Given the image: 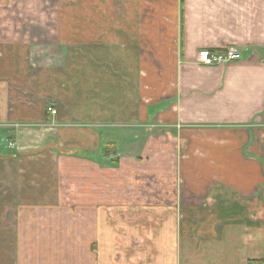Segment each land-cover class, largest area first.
<instances>
[{
	"label": "crops",
	"instance_id": "obj_1",
	"mask_svg": "<svg viewBox=\"0 0 264 264\" xmlns=\"http://www.w3.org/2000/svg\"><path fill=\"white\" fill-rule=\"evenodd\" d=\"M119 1L118 18L114 0H72L39 33L13 15L29 0L0 8V136L41 140L25 183L76 216L66 233L97 253L88 264L135 240L122 264H264V0ZM232 46L240 59L197 60ZM31 84L38 109L17 92ZM18 144L0 155L10 185Z\"/></svg>",
	"mask_w": 264,
	"mask_h": 264
},
{
	"label": "rangeland",
	"instance_id": "obj_2",
	"mask_svg": "<svg viewBox=\"0 0 264 264\" xmlns=\"http://www.w3.org/2000/svg\"><path fill=\"white\" fill-rule=\"evenodd\" d=\"M25 1L28 0H0V8L6 6L7 4H10L13 7L18 3L19 5H22ZM29 1L33 3L34 8L24 9L18 6L15 8L16 13H13L14 17H18L17 21L22 19L23 25L25 24L30 28V30H28L26 26L24 27L21 25V33L31 31L39 33L41 31V17H47L48 19V23L43 26H48L50 29L57 31L58 24L56 18L57 15L61 14V10H64L65 12L69 10L65 14H72V0ZM114 1L117 3L118 8L114 12L115 14H112L111 12L109 14L113 16L116 15L119 18L122 14H125V12L120 1ZM11 9L13 10L14 8ZM107 11L108 10H106V13ZM31 28L36 29V31ZM152 60L154 63L158 62L157 57H145L144 62L148 65L153 63ZM22 62L23 61H21V63ZM24 62L32 64L30 60H24ZM38 70H40V67H29L28 72L33 78L35 77L34 79H36L39 75V72H36ZM20 90V87H17V92L22 95V98H27L26 102L29 107L33 109H38L45 101L44 97L40 95L39 89L32 84L23 88L21 91ZM12 140L19 143L17 146V153H20L21 155H19L22 157L17 158V183L15 185H10L9 183L10 174L11 177L14 176L13 171H11V173L9 172V160L0 159V264L90 263L92 256L97 253L95 254L94 251L91 252V249L88 246H76V244L71 240L73 232H70L68 235L66 233V231L71 230L72 225L77 222L76 216L69 213L67 211L68 209L62 206L60 208L65 209L64 211L60 210L59 214L58 211L55 212L50 209V207H48L50 202L42 200L38 197L42 196V193H39L38 195L34 193V190H37L39 184H33L32 178L30 177L28 179H30L29 181L31 182L28 181L26 184L25 179L23 178L24 174L30 173L34 167L39 166L36 163H39L38 161L40 158L27 157L37 155L41 151L40 134L38 132L36 135L32 133H20L17 136H14V134H2V136H0V149L2 150L0 152L1 156L8 155V152H4L12 147L10 146V142ZM110 149H114V147H110ZM162 154L167 155L168 151L164 150ZM114 162L116 161L114 160ZM14 163L15 161H11L12 166ZM32 186L35 188L33 189ZM159 188L161 191L166 192L164 188V190L161 187ZM145 190H147V192H151L149 187H145ZM31 196L36 199L30 198ZM27 201H31V204L34 207L33 210H26L22 208L26 205ZM44 202L47 204H44ZM58 236L59 238H57ZM81 237L84 239L83 236ZM110 244L112 245L111 242ZM132 244L134 249L131 247L130 249L127 246L120 249L110 246L107 248L105 255L103 253L101 254L98 249L93 250L98 251V255H101L103 261L107 260L109 264L112 258L119 261L117 264H122V256L127 258L136 254L135 250L138 247L136 240Z\"/></svg>",
	"mask_w": 264,
	"mask_h": 264
},
{
	"label": "built area",
	"instance_id": "obj_3",
	"mask_svg": "<svg viewBox=\"0 0 264 264\" xmlns=\"http://www.w3.org/2000/svg\"><path fill=\"white\" fill-rule=\"evenodd\" d=\"M242 57V53L236 47H228L224 51H212L209 48L199 50L197 60L203 65H215L229 63L238 60ZM46 110L52 115L57 114L58 110L53 105H48Z\"/></svg>",
	"mask_w": 264,
	"mask_h": 264
},
{
	"label": "trees",
	"instance_id": "obj_4",
	"mask_svg": "<svg viewBox=\"0 0 264 264\" xmlns=\"http://www.w3.org/2000/svg\"><path fill=\"white\" fill-rule=\"evenodd\" d=\"M110 147H114V149H110ZM110 147H108L106 150H104V154H110L111 152H115V145L112 144ZM259 262V260H250V264H256Z\"/></svg>",
	"mask_w": 264,
	"mask_h": 264
}]
</instances>
